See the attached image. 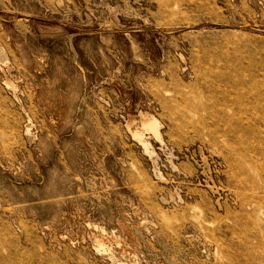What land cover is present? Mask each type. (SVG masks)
<instances>
[{"label":"rangeland","instance_id":"1","mask_svg":"<svg viewBox=\"0 0 264 264\" xmlns=\"http://www.w3.org/2000/svg\"><path fill=\"white\" fill-rule=\"evenodd\" d=\"M247 74L264 0H0V264H264Z\"/></svg>","mask_w":264,"mask_h":264},{"label":"bare ground","instance_id":"2","mask_svg":"<svg viewBox=\"0 0 264 264\" xmlns=\"http://www.w3.org/2000/svg\"><path fill=\"white\" fill-rule=\"evenodd\" d=\"M256 79L257 78L254 75L247 74L244 75V78L241 77V79L234 81L233 83L235 84H233L232 87L239 88V90H237L238 92L235 93L236 95L234 96L237 100L231 99L230 97L227 98L226 96V100H224L223 104H220L225 108V111H232L230 115H228V113L226 112L222 116H220L224 119V121L222 122L223 125L221 127L222 133L226 137H229L231 135L232 137H229V139H231L230 141L232 142L237 138L236 135H238V129H242L243 132L252 131L248 127H244V123H241V116L244 110L251 112L256 120L264 118V80H258L257 83H255ZM245 93H248L250 95V99L247 102H240L238 100L239 97ZM232 100H235L234 102L236 103L237 108H234ZM258 105L260 106V110L256 111ZM233 124H235L236 127H233ZM157 127L158 123L156 120L150 121L149 128L155 133L157 132ZM249 151H247V153ZM256 191L257 190H254V195H257ZM261 222L262 218H259V223Z\"/></svg>","mask_w":264,"mask_h":264}]
</instances>
